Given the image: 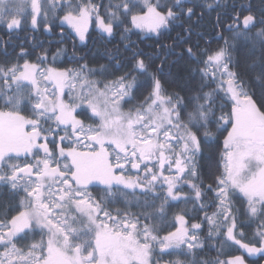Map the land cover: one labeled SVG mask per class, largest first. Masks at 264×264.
<instances>
[{
  "label": "snow or ice",
  "instance_id": "snow-or-ice-1",
  "mask_svg": "<svg viewBox=\"0 0 264 264\" xmlns=\"http://www.w3.org/2000/svg\"><path fill=\"white\" fill-rule=\"evenodd\" d=\"M0 30L58 41L0 44V264L264 261V0H0Z\"/></svg>",
  "mask_w": 264,
  "mask_h": 264
},
{
  "label": "trees",
  "instance_id": "trees-1",
  "mask_svg": "<svg viewBox=\"0 0 264 264\" xmlns=\"http://www.w3.org/2000/svg\"><path fill=\"white\" fill-rule=\"evenodd\" d=\"M193 2H201V0H193ZM215 19V13H212L210 15H207L204 17L203 24L204 26L210 31L211 29V23ZM181 30L177 28L175 31L171 33V37L175 38L177 33ZM133 40H136V36L132 37ZM119 40V36H117V41ZM4 42H7L8 44V51L10 54H14V52H18L20 47H24L27 49L30 53H32V59H35L36 55H39L40 52L43 49L49 50V52L55 51L56 45L58 43L57 37L54 35H51L49 33L44 32H37V33H26V32H20L18 34L12 35L9 37L5 31L0 30V44H3ZM165 43L171 44L173 40L171 38L165 37V40L163 41ZM61 47L66 48V52L62 58H60L59 61H57L58 64H62L65 60H67L68 57L72 56V46L70 42H67L65 44L60 45ZM154 46V42L152 40H145L144 43L140 44L141 48H145L146 50L150 51L151 48ZM115 45L112 43H105L104 41H100L99 39H96L94 42H90L89 45L84 48L82 53H78V55H86L88 58V62L93 67L97 66V62L100 64H108V56L106 53V49L108 50H114ZM212 152L216 151L215 145H213ZM231 251L229 249H225V255H222L221 258H226V254ZM217 253L215 251H212L210 253H206V256L211 258L215 257ZM258 259V258H254ZM261 264H264V261L261 262Z\"/></svg>",
  "mask_w": 264,
  "mask_h": 264
},
{
  "label": "rangeland",
  "instance_id": "rangeland-1",
  "mask_svg": "<svg viewBox=\"0 0 264 264\" xmlns=\"http://www.w3.org/2000/svg\"><path fill=\"white\" fill-rule=\"evenodd\" d=\"M60 59H58L57 61H59Z\"/></svg>",
  "mask_w": 264,
  "mask_h": 264
}]
</instances>
